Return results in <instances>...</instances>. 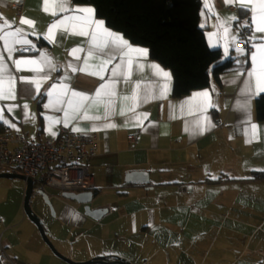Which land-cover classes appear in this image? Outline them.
Here are the masks:
<instances>
[{
	"label": "crops",
	"instance_id": "1",
	"mask_svg": "<svg viewBox=\"0 0 264 264\" xmlns=\"http://www.w3.org/2000/svg\"><path fill=\"white\" fill-rule=\"evenodd\" d=\"M15 1L18 0H0V24L5 21L11 24L0 29V36L14 32L17 27L23 29L19 37H10L14 48L11 55L4 40H0V64L7 69L3 75L10 74L15 79V99H0V133H27L33 139L44 140L58 138L63 129L79 128L81 131L75 132L97 137V155L88 162L95 194L90 205L107 211L99 220L92 218L86 215L85 205L64 198L61 191L56 196V219L60 227L53 233L56 242L65 249L61 254L74 262L122 258L134 263L139 257L146 261V251L151 246L161 248L167 244L184 247L174 248L177 254L168 253L169 259L179 260L176 264H264V181L252 179L254 172L264 170V122L258 121L255 113V100L264 92L244 91L249 79L247 73L252 68L251 53L256 48L244 50L243 54L236 51L240 49L237 47L240 28L245 21L251 23L252 12L248 11L243 19L244 10L223 0H210L214 7L209 11L203 0L200 24L204 25L208 43L212 49L222 50L226 59L235 60V67L221 75L220 83L181 98L173 96L170 70L152 60L147 48L132 44L119 33L133 47L148 50L147 57L139 60L143 70L133 65V82L152 84L155 92V85L163 81L153 75L149 65L157 64L170 73L165 97L139 104L124 115L119 114L122 105L117 100L116 113L107 119H84L80 115L67 119L65 111L58 110L68 109L67 103H57L58 97L65 101L69 98L63 95V85L92 95L102 83L95 76L72 70L84 66L87 38L59 31L54 41L47 38L50 24L60 15L70 13L53 16L43 11V0H22L25 8L19 15ZM71 5L95 9L92 5L74 4L72 0ZM22 18L33 20L34 27L22 25ZM105 27L116 32L106 23ZM251 27L254 32L255 26ZM255 35L260 37L264 33ZM16 39H27L30 43H15ZM41 40L46 43L41 45ZM259 43L264 41L254 40L252 45ZM74 48L85 49L77 53L81 59L71 55ZM16 60H35L36 64L22 65L18 70ZM119 62L117 57L112 63ZM108 76L105 73V79ZM24 77L38 81L39 88L22 81ZM133 86L121 81L117 92L131 95ZM204 92L208 97L197 95ZM245 104L247 107H242ZM103 111L101 106L89 115L103 116ZM140 113H146L147 118L138 121L135 117ZM250 123L258 126V138L247 142L249 135L245 129ZM106 124L115 127H105ZM134 133L139 137L131 144L129 136ZM134 171L148 172L149 184L126 183L127 174ZM41 187L47 194L46 188ZM19 189L22 201L26 187L21 185ZM120 202L125 204L122 209L118 207ZM210 218H231L236 228L243 226L251 230L223 232L222 226L207 225ZM36 244L41 245L39 238ZM5 247L18 264L9 253L16 245ZM159 252L155 251L153 258ZM222 254L229 258L226 260Z\"/></svg>",
	"mask_w": 264,
	"mask_h": 264
},
{
	"label": "snow or ice",
	"instance_id": "2",
	"mask_svg": "<svg viewBox=\"0 0 264 264\" xmlns=\"http://www.w3.org/2000/svg\"><path fill=\"white\" fill-rule=\"evenodd\" d=\"M224 3L235 4L247 13L252 12L251 23L245 21L242 27L254 25V32L248 36L249 41L261 40L264 41V36L257 37L255 33H264V0H223ZM205 7L211 11L214 7L210 0H205ZM43 11L51 15L58 16L63 13H70V15H60L58 19L54 20L47 30V38L55 40L56 31L68 33L71 35H79L87 38L88 48L87 56L84 57L83 67H73V71L84 72L87 75L97 77L102 83L95 89L94 94L89 95L84 92H78L74 89H69L68 85H63L64 96L69 98L65 101L58 97L57 103H67L68 109L64 110L67 119H75L77 115L84 119H107L109 116L116 113L117 100L121 103L119 110L120 115H124L126 111H134V109L143 103L149 102L151 99H163L168 91V82L171 79L170 73L160 68L157 64H150L149 67L153 69V75L160 77L163 83L155 85L156 91H153L152 84L142 85L141 80L132 81L133 65L139 71L143 70V66L139 63L141 58H146L148 50L144 48L133 47L121 34L113 32L105 27V22L96 17L95 9L92 7L77 8L71 5V0H43ZM231 19H236L232 17ZM22 25H29L34 27L35 22L30 19L22 18ZM11 27V24L5 21L0 24V29L4 27ZM204 25H201L203 27ZM227 32V29H225ZM23 29L17 27L14 32H4L0 36V40H4L5 49L11 55L14 51L10 37H19ZM211 35V34H210ZM234 41L235 36L231 37ZM15 43L29 44L30 41L24 39H16ZM256 52L251 53L252 68L247 73L249 79L245 82L246 93L258 94L264 92V43L253 44ZM85 51L84 48H74L71 55L77 60L81 59L77 53ZM237 52L243 54V49H236ZM135 53V56L131 54ZM120 58V62L113 64V60ZM94 61V62H90ZM16 67L19 70L22 65L36 64L35 60H16ZM112 64L109 69L108 65ZM72 67V65H69ZM40 71V69H34ZM7 71L6 65L0 64V99L10 98L15 99V79L8 74L3 75ZM105 73H109L108 79H105ZM22 81L27 83H34L39 88V82L36 80H29L24 77ZM121 81L125 83H133L131 95H120L117 92V84ZM56 85H53L55 88ZM48 95H52L51 92ZM199 96L208 97V93L197 94ZM75 98V99H74ZM103 106V116L89 115L93 109H99ZM183 107V106H181ZM247 107V105H242ZM138 121L146 119V113H140L135 117ZM67 119L65 126H67ZM14 127V125H12ZM105 127H115L114 124H106ZM95 130V129H93ZM203 131V127L200 128ZM73 131H81L79 128H73ZM55 135V133H52ZM245 134L249 135L251 142L258 138V126L255 123H250L249 127L245 129ZM264 171V170H262Z\"/></svg>",
	"mask_w": 264,
	"mask_h": 264
},
{
	"label": "trees",
	"instance_id": "3",
	"mask_svg": "<svg viewBox=\"0 0 264 264\" xmlns=\"http://www.w3.org/2000/svg\"><path fill=\"white\" fill-rule=\"evenodd\" d=\"M72 2L94 6L97 17L110 29L121 33L132 44L147 48L152 60L170 70L175 98L220 83L221 75L235 67V60L226 59L222 50L212 49L208 43L200 24L203 0ZM246 15L241 12L243 19ZM255 113L257 120L264 122V93L255 100ZM252 179L264 181V171L254 172ZM97 260L111 261L109 258Z\"/></svg>",
	"mask_w": 264,
	"mask_h": 264
},
{
	"label": "built area",
	"instance_id": "4",
	"mask_svg": "<svg viewBox=\"0 0 264 264\" xmlns=\"http://www.w3.org/2000/svg\"><path fill=\"white\" fill-rule=\"evenodd\" d=\"M14 7L21 15L25 1H15ZM252 34V27L250 30L241 26L237 47L249 52L253 41L247 37ZM138 137L137 133L131 134L129 142L135 144ZM96 155L95 134L83 135L63 129L58 138L36 140L27 133H0V169L22 174L44 188L77 193L94 190L88 162ZM0 264H17L8 255L2 234Z\"/></svg>",
	"mask_w": 264,
	"mask_h": 264
},
{
	"label": "rangeland",
	"instance_id": "5",
	"mask_svg": "<svg viewBox=\"0 0 264 264\" xmlns=\"http://www.w3.org/2000/svg\"><path fill=\"white\" fill-rule=\"evenodd\" d=\"M0 171L6 172L2 169H0ZM21 185L26 187L25 182L20 179L0 178V233L3 234L4 245H16V247H12L9 250V253L13 258L18 260V264H64V262L60 261L58 257L54 255L50 247L45 243L38 226L25 214V190L21 201V189H19ZM46 192L52 205L46 202L45 197L40 196L37 192H35L31 199V206L35 215L42 220L43 225L53 244H55L57 250L62 253L61 251H65V249L59 243H57L53 237L54 229L57 230L60 227V224L56 219L58 211L56 196L60 194L61 191L53 188H46ZM119 204L120 206L118 207H120V209H122V207L125 205L124 202H120ZM212 220L213 218H210V220L206 222L207 225L222 226L223 232L239 230L246 233L251 230L250 228L243 226H238L236 228V225L231 218H214L213 222ZM117 225L119 226L120 223H117ZM36 236L39 238L41 245L36 244ZM238 243L241 245L242 241ZM187 244L188 243L186 242V245ZM160 247L161 248H153L151 246V249L146 251V261L140 260L139 257L138 260H134V263H131L176 264L179 260H177V258L175 259V257L174 259H169L168 253L171 252L177 254L175 251H173L174 248H184L183 246L172 247L168 246L167 244L161 245ZM247 248L249 249L248 246ZM40 251L43 254L40 255ZM155 251L160 252L159 255L156 254L153 258V253ZM222 255H224L223 257H225L226 260L229 258L227 254ZM212 257L213 256H211V258ZM183 259L186 260L187 257L183 256Z\"/></svg>",
	"mask_w": 264,
	"mask_h": 264
},
{
	"label": "water",
	"instance_id": "6",
	"mask_svg": "<svg viewBox=\"0 0 264 264\" xmlns=\"http://www.w3.org/2000/svg\"><path fill=\"white\" fill-rule=\"evenodd\" d=\"M0 178L21 179L26 183V192H25V199H24L25 214L38 226L41 232L42 238L44 239L46 244L50 247V249L53 251V253L57 257L62 259L64 262H66L67 264H132L131 262L125 259H122V258H118L117 260H114V261L91 260L88 262H74L68 259L67 257L62 255L57 250L53 242L50 240V237L43 225L42 220L35 215L32 209L31 199L33 197V193L35 190V185H36L35 182L32 179L27 178L26 176L19 174V173H15V172L0 173ZM149 182H150V175L148 172H145V171L130 172L126 176V183L130 185H139V184L147 185L149 184ZM39 194L45 197L46 202H48V204L52 205L49 196L45 193L44 190L39 191ZM62 196L66 199L76 200L78 203L85 205L84 209H85L86 215L91 216L92 218H95L97 220L101 219L103 213L107 211V210H102V209H93L91 207L90 204L93 202L95 198V194L93 191H85V192H79V193L65 191L62 193Z\"/></svg>",
	"mask_w": 264,
	"mask_h": 264
},
{
	"label": "flooded vegetation",
	"instance_id": "7",
	"mask_svg": "<svg viewBox=\"0 0 264 264\" xmlns=\"http://www.w3.org/2000/svg\"><path fill=\"white\" fill-rule=\"evenodd\" d=\"M40 188L42 189V187L40 185H36L34 192L41 190Z\"/></svg>",
	"mask_w": 264,
	"mask_h": 264
}]
</instances>
